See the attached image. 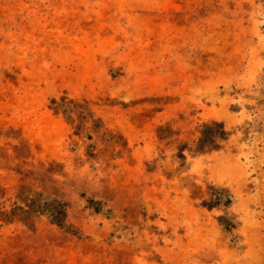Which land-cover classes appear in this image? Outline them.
<instances>
[{
	"label": "rangeland",
	"instance_id": "374dc122",
	"mask_svg": "<svg viewBox=\"0 0 264 264\" xmlns=\"http://www.w3.org/2000/svg\"><path fill=\"white\" fill-rule=\"evenodd\" d=\"M62 96L102 129H72L51 110ZM206 120L229 138L166 177L176 144L156 127L191 143ZM0 126L67 173L64 226L40 217L26 247L37 264H264V0H0ZM18 183L0 163V205ZM208 186L229 207L202 206Z\"/></svg>",
	"mask_w": 264,
	"mask_h": 264
},
{
	"label": "trees",
	"instance_id": "16d2710c",
	"mask_svg": "<svg viewBox=\"0 0 264 264\" xmlns=\"http://www.w3.org/2000/svg\"><path fill=\"white\" fill-rule=\"evenodd\" d=\"M51 110L56 114H61L72 129L78 130L95 128L102 129L103 124L95 118L90 111L87 101L83 99H67L60 97L58 100H51ZM156 136L159 141L165 144L175 143V153L173 162L177 165L174 169L165 172L166 177L176 176L187 172L188 157L208 154L219 150L230 136V131L220 121L206 120L197 124L194 128L195 139L187 143L178 138V132L169 125H158ZM112 150L119 146L116 139L121 135L112 131H105ZM86 139H91V135H86ZM0 163L8 170H12L19 175V183L11 203L6 206L0 205V228L19 224L25 228L23 233L14 235H0V264H37L33 261V255L26 250L36 232L38 219L46 217L49 224L62 228L66 219V201L62 198L60 180L67 175L63 166L55 161L38 162L34 164L31 160V151L28 143L22 137L19 130L12 126H0ZM122 149H126L123 144ZM86 156L95 157L96 152L90 151ZM188 179V177H186ZM188 190L191 195L202 196L200 188L189 181ZM208 191L218 190L212 186L207 187ZM0 191L2 189L0 188ZM219 194H209L208 199H202V206L213 208L218 205L229 207L231 198L224 193V189H219ZM89 202H94L89 199ZM218 222L226 230L236 227V222L229 216L218 217Z\"/></svg>",
	"mask_w": 264,
	"mask_h": 264
}]
</instances>
